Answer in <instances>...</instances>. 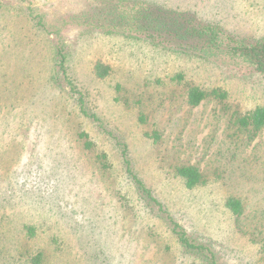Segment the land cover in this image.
<instances>
[{
	"label": "rangeland",
	"instance_id": "rangeland-1",
	"mask_svg": "<svg viewBox=\"0 0 264 264\" xmlns=\"http://www.w3.org/2000/svg\"><path fill=\"white\" fill-rule=\"evenodd\" d=\"M262 40L264 0H0V264H264Z\"/></svg>",
	"mask_w": 264,
	"mask_h": 264
},
{
	"label": "trees",
	"instance_id": "trees-1",
	"mask_svg": "<svg viewBox=\"0 0 264 264\" xmlns=\"http://www.w3.org/2000/svg\"><path fill=\"white\" fill-rule=\"evenodd\" d=\"M160 19V17H159ZM163 24L164 22L161 21ZM197 31V30H196ZM230 51L244 59L246 62L249 63V65L253 68V70L264 74V40L257 41L252 44H237L230 48ZM56 54L58 55V67L61 70L63 74H65L64 69V63L66 60V56L63 53L62 49L59 48L56 51ZM108 66L103 65L101 63H97L94 66V72L98 77H103L108 74ZM208 97H212L215 99H223L226 97L225 93L219 92L217 90H211L209 92L200 89L198 87H191L187 94V102L191 106L198 105L201 101L207 99ZM236 122L241 127H251L252 130L257 131L260 128L264 127V106L255 108L253 111L248 113L247 115H243L238 117L236 119ZM82 133L81 135H83ZM105 156V155H103ZM102 158V156H101ZM128 160L125 159V164L128 165ZM129 168V167H127ZM129 170V169H128ZM130 172V170H129ZM176 174L180 176L184 182L185 186L187 188H194L197 185H199L202 180V176L200 172L195 168L191 166H182L176 168ZM139 190L141 191L142 195L148 198H151V191L148 190L144 184L135 176L133 177ZM153 200V199H151ZM156 201V200H155ZM226 206L231 210L232 213L238 215L241 213V202L234 198H228L226 200ZM30 231V230H29ZM175 234L177 235V238L179 242L185 247V248H193V249H203L200 245H195L189 242L187 237L185 236L183 231L175 230ZM41 262V253H37L35 258H33L32 263H39ZM212 264H215L214 258L212 259Z\"/></svg>",
	"mask_w": 264,
	"mask_h": 264
}]
</instances>
